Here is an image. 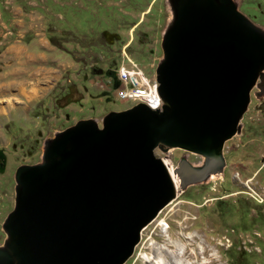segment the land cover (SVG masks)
<instances>
[{
    "label": "water",
    "instance_id": "95a60500",
    "mask_svg": "<svg viewBox=\"0 0 264 264\" xmlns=\"http://www.w3.org/2000/svg\"><path fill=\"white\" fill-rule=\"evenodd\" d=\"M168 2L154 72L161 109L138 104L99 124L78 120L45 143L40 163L17 168L0 264H124L175 196L156 147L203 158L200 168H174L181 187L223 167V144L252 87L264 85V31L231 0Z\"/></svg>",
    "mask_w": 264,
    "mask_h": 264
},
{
    "label": "rangeland",
    "instance_id": "374dc122",
    "mask_svg": "<svg viewBox=\"0 0 264 264\" xmlns=\"http://www.w3.org/2000/svg\"><path fill=\"white\" fill-rule=\"evenodd\" d=\"M67 1L71 4L58 5ZM231 1L264 31V0ZM13 2L0 0V51L15 35V28L4 27L8 9L22 4L21 0ZM43 6L47 24L54 29L51 44L58 48L65 44L67 57L77 63L67 77L81 99L64 109L54 107L55 96L30 110L0 103V144L25 140L31 145L24 161L12 150L8 152L15 165L40 163L45 143L78 120L99 124L107 113L134 106L115 97L106 72L115 69L119 48L130 36L127 53L152 77L161 61V37L172 15L168 0H44ZM103 32L119 38L107 44ZM6 78L16 79L13 75ZM153 155L167 158L173 168L181 161L195 168L203 162L202 157L178 148L156 147ZM221 155L224 164L219 172L178 186L174 198L140 230L137 246L124 264H264V85L259 81L249 93L237 132L224 142ZM9 174L0 178V247L5 240L1 225L13 206Z\"/></svg>",
    "mask_w": 264,
    "mask_h": 264
},
{
    "label": "crops",
    "instance_id": "0c3cea01",
    "mask_svg": "<svg viewBox=\"0 0 264 264\" xmlns=\"http://www.w3.org/2000/svg\"><path fill=\"white\" fill-rule=\"evenodd\" d=\"M21 2L8 9L4 26L16 30L0 51V103L4 102L6 108L17 104L30 110L51 102L52 97L57 98L67 85H72L67 75L77 68V63L67 57L65 44L62 48L51 44L50 32L54 29L47 24L44 0ZM70 4L58 2L60 6ZM8 75L16 79H7Z\"/></svg>",
    "mask_w": 264,
    "mask_h": 264
},
{
    "label": "built area",
    "instance_id": "2783aa9c",
    "mask_svg": "<svg viewBox=\"0 0 264 264\" xmlns=\"http://www.w3.org/2000/svg\"><path fill=\"white\" fill-rule=\"evenodd\" d=\"M133 28L130 29V33ZM130 36L119 48V62L114 63L115 69L111 70L110 80L116 84L115 97L130 104L151 105V110H160L162 102H155L154 80L155 75L148 77L143 70L138 68L136 63L130 58L127 49L131 43Z\"/></svg>",
    "mask_w": 264,
    "mask_h": 264
},
{
    "label": "flooded vegetation",
    "instance_id": "af4514ba",
    "mask_svg": "<svg viewBox=\"0 0 264 264\" xmlns=\"http://www.w3.org/2000/svg\"><path fill=\"white\" fill-rule=\"evenodd\" d=\"M115 33H108L103 32V37L107 42L114 43V36ZM69 82V81H67ZM263 85V83L259 82ZM81 99L78 91L73 85H67L64 92L60 94L55 100H54V107H57L58 109H64L68 107L71 104L79 102ZM40 133H38L39 135ZM35 143H38L37 140L34 141ZM28 141H23V143H15L13 141L9 143H2L0 144V178L10 175L11 173V179L13 183V189H14V173L17 168L24 167V166H32L35 164H38V162L35 163H24V162H18L15 165V162L11 160V157H9V151L12 150L13 154H16V157L18 156L19 160H23L30 156L29 148H31V145H29ZM31 150V149H30ZM14 163V164H13ZM7 174V175H6ZM13 207V206H12Z\"/></svg>",
    "mask_w": 264,
    "mask_h": 264
},
{
    "label": "bare ground",
    "instance_id": "6f19581e",
    "mask_svg": "<svg viewBox=\"0 0 264 264\" xmlns=\"http://www.w3.org/2000/svg\"><path fill=\"white\" fill-rule=\"evenodd\" d=\"M155 75V74H154ZM154 88L157 90V83H156V81L154 80ZM155 102H161V100H160V97L158 96V93H157V91H155ZM136 104H134V106H135ZM142 105H144L146 108H148V109H151V105H146V104H142ZM162 149H164V150H167L168 148H166V147H163ZM161 159V161H162V163H163V165L166 167V169H167V172H168V175H169V177H170V180H171V184H172V187H173V190L176 192L177 191V189H178V186H179V179H178V177L175 175V173H174V168H173V166L169 163V161H168V159L167 158H160ZM139 239H140V237H139ZM137 246V245H136Z\"/></svg>",
    "mask_w": 264,
    "mask_h": 264
},
{
    "label": "clouds",
    "instance_id": "9594fccd",
    "mask_svg": "<svg viewBox=\"0 0 264 264\" xmlns=\"http://www.w3.org/2000/svg\"><path fill=\"white\" fill-rule=\"evenodd\" d=\"M111 70H108L107 72H109L110 73V75H109V77L110 78H112V75H111V72H110ZM155 74V73H154ZM113 84H115V83H113ZM114 88V87H113ZM161 100V99H160ZM149 110H151V109H149ZM152 111H154V110H152Z\"/></svg>",
    "mask_w": 264,
    "mask_h": 264
},
{
    "label": "trees",
    "instance_id": "16d2710c",
    "mask_svg": "<svg viewBox=\"0 0 264 264\" xmlns=\"http://www.w3.org/2000/svg\"><path fill=\"white\" fill-rule=\"evenodd\" d=\"M96 70H97V71H96ZM96 70H95V69H92V73H93V72H95V73L98 72V69H96Z\"/></svg>",
    "mask_w": 264,
    "mask_h": 264
}]
</instances>
